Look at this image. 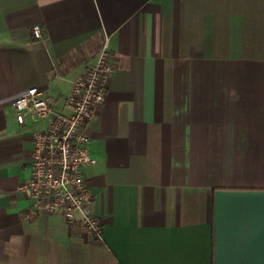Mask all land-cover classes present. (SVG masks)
Returning <instances> with one entry per match:
<instances>
[{
    "label": "crops",
    "instance_id": "0c3cea01",
    "mask_svg": "<svg viewBox=\"0 0 264 264\" xmlns=\"http://www.w3.org/2000/svg\"><path fill=\"white\" fill-rule=\"evenodd\" d=\"M106 41L91 237L82 214H32L46 125L11 104L37 86L69 113ZM0 264H264V0H0Z\"/></svg>",
    "mask_w": 264,
    "mask_h": 264
},
{
    "label": "built area",
    "instance_id": "2783aa9c",
    "mask_svg": "<svg viewBox=\"0 0 264 264\" xmlns=\"http://www.w3.org/2000/svg\"><path fill=\"white\" fill-rule=\"evenodd\" d=\"M43 39L40 25L33 28ZM114 72L111 49L106 41L95 55V62L73 80L67 99L69 113L56 110L43 92L32 86L12 100L20 124L31 115L44 129L33 134V174L27 185L34 199L32 214L62 215L68 223L79 214L82 228L91 237H101L100 219L88 212L93 196L86 170L92 163L88 149L89 129L96 113L107 99V88Z\"/></svg>",
    "mask_w": 264,
    "mask_h": 264
}]
</instances>
